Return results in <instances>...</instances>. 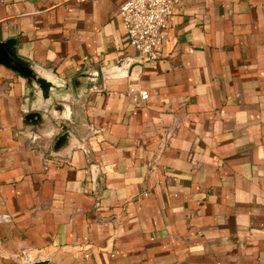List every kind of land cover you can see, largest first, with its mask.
Instances as JSON below:
<instances>
[{
    "label": "crops",
    "instance_id": "crops-1",
    "mask_svg": "<svg viewBox=\"0 0 264 264\" xmlns=\"http://www.w3.org/2000/svg\"><path fill=\"white\" fill-rule=\"evenodd\" d=\"M125 2L0 0V43L59 88L81 144L53 154L63 132L26 121L53 101L0 64V264H264V0H184L147 62Z\"/></svg>",
    "mask_w": 264,
    "mask_h": 264
},
{
    "label": "water",
    "instance_id": "water-1",
    "mask_svg": "<svg viewBox=\"0 0 264 264\" xmlns=\"http://www.w3.org/2000/svg\"><path fill=\"white\" fill-rule=\"evenodd\" d=\"M16 47L17 40H9L7 42L0 43V64L14 70L27 81L29 100L37 96L38 98L41 97L45 102L50 100L53 101L52 111L49 113L51 114V116L49 115L50 117H46L43 110H40L38 112H30L26 116V121L28 122L29 126L34 127L35 130L47 129L49 125L51 127L55 126L61 130L63 134L57 138L52 152L55 155L68 156L73 144H80V142L68 131V128L65 124H60L58 122L57 118H60V116H62L66 111L64 101H56L54 91H58L59 88L53 82L47 80V78H45L30 61L20 58L17 55ZM131 65V63L127 64L126 61L114 68H103L101 72L102 77L104 80H108L126 75L129 73ZM136 69H139V67H136L135 70ZM135 70L133 72H135ZM98 78L99 74L88 72L77 76L74 81L77 93L81 95L82 91L87 87L88 82L96 81ZM46 125L48 126L46 127ZM50 132H53L51 128L50 130H47L48 134ZM92 173L94 176H96L95 170H93ZM32 264H49V262L39 261Z\"/></svg>",
    "mask_w": 264,
    "mask_h": 264
},
{
    "label": "built area",
    "instance_id": "built-area-1",
    "mask_svg": "<svg viewBox=\"0 0 264 264\" xmlns=\"http://www.w3.org/2000/svg\"><path fill=\"white\" fill-rule=\"evenodd\" d=\"M60 4L70 2L81 3L85 0H57ZM184 0H126L120 8V16L126 28L130 45L137 51L142 62L156 59L158 50L167 37L169 20L175 9ZM135 93L134 90H131ZM147 91H141L134 101L137 103L148 100ZM96 181V178L94 179ZM8 219V216H5ZM34 255L22 257L23 264L36 261Z\"/></svg>",
    "mask_w": 264,
    "mask_h": 264
}]
</instances>
